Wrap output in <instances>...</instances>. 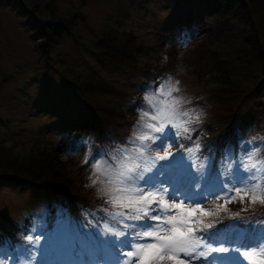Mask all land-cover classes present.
<instances>
[{
    "label": "rangeland",
    "instance_id": "rangeland-1",
    "mask_svg": "<svg viewBox=\"0 0 264 264\" xmlns=\"http://www.w3.org/2000/svg\"><path fill=\"white\" fill-rule=\"evenodd\" d=\"M20 1L0 0V146L8 148L12 154L25 155L34 143L41 145L48 138L61 142L62 147L78 145L73 152H61L58 156L69 163L71 174L82 183L80 188L98 199L92 207L69 206L58 203L49 188L34 190L0 185V244L27 247L24 239L26 236L44 232L51 238L53 251L41 255L37 264H114L111 256L87 251L89 242L77 227L90 218V213L97 218L103 215L100 211L103 201L96 194L98 185H90L92 158H102V154L111 155L115 148L126 144L134 122L138 119V110L145 106L144 97L151 95L169 76L180 80L181 94L190 100L184 107L199 113V122L192 125L196 131L191 135L203 145L208 126L214 125L213 121L218 120L225 111L231 110V107L225 96L216 90L212 92L211 88L203 85L204 80L202 83L193 74L188 56L195 39L205 37L202 25L207 23L211 31L209 42L212 41L213 46L231 58L224 56L227 64L234 65L235 52L240 46L232 29L223 26L221 16L202 18L218 6L221 7L220 12L224 11L227 3L224 0H35L29 6L37 16L34 18V15L23 9ZM47 6H52L63 17L77 14V23L71 34L51 51L58 72L36 67L37 53L31 40L33 22L37 24L41 19L49 18ZM261 15L264 27V10ZM178 21L189 27L174 34L163 30L173 25L177 28L180 26ZM114 34L119 37L133 36L134 42L148 49L145 54L136 55L137 67L143 69L144 65L149 66L151 77H142L135 70L127 73L110 68L92 55L101 36ZM236 61L239 67L234 65L237 69L232 79L250 83L258 74L264 73L259 65ZM64 74L81 80L108 82L119 93L118 98L114 100V96L107 99L97 95H83L71 89ZM136 89L141 90L142 101L138 103L134 96ZM89 100L122 106L127 113L128 104L136 105L130 112L134 114V121L123 143L105 149L98 146L91 131L67 130L57 133L58 127H64L62 120L81 117ZM259 104L262 105L259 107ZM240 106L233 119V123L238 126L237 132L240 133L241 126L246 127L250 114H255L251 134L248 139H241L240 145L251 142L249 148L261 147L259 155L264 156V139H261L264 138V97L247 100ZM181 142L188 146L186 141ZM240 145L237 156L244 154ZM178 147L174 145L173 151ZM222 154L204 150L203 146L197 166L204 157H208L211 162L209 171L213 174L217 169L223 172L225 161ZM86 157L89 159L88 164L84 163ZM171 167L179 171L183 165L178 159ZM246 206V203L240 202L227 205L228 209L239 212ZM254 209L264 211V207L259 205L254 206ZM10 221L18 228L16 234L9 233ZM34 227L37 229L35 232L32 231ZM74 246H82L85 251L77 255L72 251ZM58 248L61 251L56 252ZM4 264H8V261L5 260Z\"/></svg>",
    "mask_w": 264,
    "mask_h": 264
},
{
    "label": "snow or ice",
    "instance_id": "snow-or-ice-1",
    "mask_svg": "<svg viewBox=\"0 0 264 264\" xmlns=\"http://www.w3.org/2000/svg\"><path fill=\"white\" fill-rule=\"evenodd\" d=\"M179 85L171 76L162 81L144 97L126 144L92 158L90 185H98L103 215L90 213L77 226L87 251L111 256L114 264H264V213L254 210L264 207L261 147L246 142L241 156L226 150L223 172L209 171L208 157L197 166L203 145L191 133L200 116L184 107L190 100ZM178 159L183 167L176 171ZM232 202L246 203L241 211L249 214H229ZM24 239L23 248L0 244V264H37L53 251L44 232Z\"/></svg>",
    "mask_w": 264,
    "mask_h": 264
},
{
    "label": "trees",
    "instance_id": "trees-1",
    "mask_svg": "<svg viewBox=\"0 0 264 264\" xmlns=\"http://www.w3.org/2000/svg\"><path fill=\"white\" fill-rule=\"evenodd\" d=\"M23 1L25 3L19 2L23 9L34 15V18L37 17L33 12L34 9L29 8L35 0ZM224 2L227 3L224 11L220 12L221 7L218 6L213 8L209 14L203 15L202 18L211 19L221 16V19L224 20L223 26H229L232 29L240 46L235 52V66H238L236 61L238 60L242 64L259 65L264 70V27L261 15L262 10H264V0H251L252 3L248 0H224ZM47 7L49 8L47 9L49 18L41 19L37 23L38 25L33 22L31 40L37 53L36 67L58 72L59 69L51 58V51L71 34L77 23V14L73 13L68 17H63L57 14L52 6ZM257 14L260 16L257 17ZM188 22L189 20H187ZM177 23L180 25L177 28H174L173 25L164 27L163 30L174 34L189 27V25L183 26L182 21ZM202 26L205 37L201 36L195 39V43L189 52L188 63L199 81L203 83L204 80L203 85L205 87L211 88L212 92L216 90L225 96L231 107V110L225 111L222 116L218 117V120L213 121L214 125L208 126L209 131L204 135V150L209 149L218 155L227 149L234 150L236 153L239 149V141L248 139L251 134L255 114H250V120L246 122V127L241 126L240 133L236 131L238 126L233 123V119L238 107L241 105V108L245 101L264 97V73L258 74L250 83H243L236 77V79H232L233 72H236L237 68L233 64H227L224 59L230 57L213 46L212 41L209 42L210 26L207 23ZM152 49L149 48V50ZM145 50L148 49L133 41V36L119 37L114 34L101 36L97 40L92 55L105 66L127 71V73L135 70L138 75L147 78L152 76L148 71L149 66L144 65L143 69H139L136 56L139 53L148 52ZM63 77L71 89L83 95H97L107 99L109 96H114V100L118 98L119 93L108 82L81 80L75 76L70 77L68 74H64ZM139 94H141L140 89L134 90L135 96ZM101 103L99 100H89L87 109L84 110L81 117L62 120L64 127H58L57 133L60 134L67 130L91 131L98 146L105 149L107 146L123 143L130 131V124L134 121V114L130 112L134 110L136 105L128 104L127 108L125 106L129 112L127 113L124 112L122 106L117 107L115 104ZM214 128H216L215 131H213ZM41 143V145L34 143L25 155L12 154L8 148L0 146V185L20 186L34 190L49 188L55 200L62 205L92 207L98 198L96 199L92 193L87 192L84 188H80L82 183L77 176L71 174L69 163L61 160L58 156L61 152H73L78 145L62 147L61 142L50 138L44 139ZM257 211L264 213L263 210ZM235 212H239V210L229 209V214ZM240 214L247 215L249 213L240 212ZM221 215L223 216L225 213H221ZM9 225L11 226L9 233L16 234L18 228L14 226L12 221L9 222Z\"/></svg>",
    "mask_w": 264,
    "mask_h": 264
},
{
    "label": "clouds",
    "instance_id": "clouds-1",
    "mask_svg": "<svg viewBox=\"0 0 264 264\" xmlns=\"http://www.w3.org/2000/svg\"><path fill=\"white\" fill-rule=\"evenodd\" d=\"M171 150H173V149H171Z\"/></svg>",
    "mask_w": 264,
    "mask_h": 264
}]
</instances>
